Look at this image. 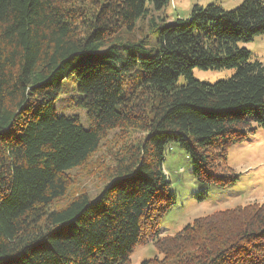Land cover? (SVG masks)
<instances>
[{
  "label": "trees",
  "instance_id": "obj_1",
  "mask_svg": "<svg viewBox=\"0 0 264 264\" xmlns=\"http://www.w3.org/2000/svg\"><path fill=\"white\" fill-rule=\"evenodd\" d=\"M170 1L0 0V264H132L149 240L160 256L141 264H264V202L160 231L173 143L223 191L239 181L230 146L264 131V61L239 44L264 34V0L151 16L155 42L137 36ZM195 67L234 71L211 82ZM69 79L88 127L57 109ZM89 177L104 181L95 198Z\"/></svg>",
  "mask_w": 264,
  "mask_h": 264
},
{
  "label": "rangeland",
  "instance_id": "obj_2",
  "mask_svg": "<svg viewBox=\"0 0 264 264\" xmlns=\"http://www.w3.org/2000/svg\"><path fill=\"white\" fill-rule=\"evenodd\" d=\"M212 2H217L224 9L230 10L238 7L243 0H171L167 6L160 10L151 9L146 19L140 18L136 22L135 33L139 37L143 36V31L140 29L142 27L149 35L150 41L155 42L156 33L149 31L148 26L151 16H155L158 22L161 17L166 22H171L177 17H187L194 4L206 5ZM148 5L152 8L150 3ZM239 44L248 47L255 57L264 61V34L256 36L249 42H240ZM233 71V68L201 69L195 67L193 74L198 79L213 82L230 77ZM184 81L185 78L180 77V82ZM74 86V81L69 79L65 85L67 90L56 101L57 109L65 114L78 115L82 124L88 127L89 120L85 110L73 104L70 94L73 93L75 96ZM172 145L173 149H168L165 155L164 169L171 180V188L176 196V202L161 220L162 236L175 234L196 217L211 213L215 209L233 207L253 201L264 202V131H260L258 134L253 133L247 139L230 146L228 164L239 174V181L230 190L220 191L221 188L216 185L198 182L194 176L192 162L185 149L177 143ZM85 170H90V167H75L73 175L80 176V173ZM103 186L104 181L97 177H89L82 182L81 188L85 187L91 197L95 198ZM200 193L208 194V196L200 197ZM210 195L214 197H209ZM72 196L73 194H70L62 204L69 201ZM156 255L160 256L152 240L139 243L131 254L132 264H141L143 260Z\"/></svg>",
  "mask_w": 264,
  "mask_h": 264
}]
</instances>
